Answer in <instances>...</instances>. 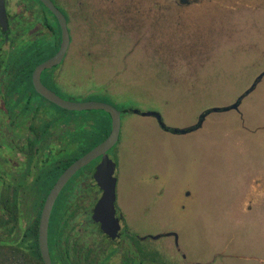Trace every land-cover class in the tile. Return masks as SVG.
<instances>
[{
    "label": "rangeland",
    "instance_id": "obj_1",
    "mask_svg": "<svg viewBox=\"0 0 264 264\" xmlns=\"http://www.w3.org/2000/svg\"><path fill=\"white\" fill-rule=\"evenodd\" d=\"M53 1L72 36L65 61L50 70L65 87L56 91L121 112L107 155L128 225L158 237L146 240L147 260L264 264V0ZM107 114L47 104L36 124L53 123L49 134H60L72 118L97 132ZM39 150V160L48 157L42 171L59 159ZM45 179L24 183L30 209Z\"/></svg>",
    "mask_w": 264,
    "mask_h": 264
},
{
    "label": "flooded vegetation",
    "instance_id": "obj_2",
    "mask_svg": "<svg viewBox=\"0 0 264 264\" xmlns=\"http://www.w3.org/2000/svg\"><path fill=\"white\" fill-rule=\"evenodd\" d=\"M36 1L39 3L38 8L30 7L29 4L24 5L23 0H4L6 24L0 21V242L15 240L18 235L25 234V228L37 219L40 223L45 201L57 180L67 168L86 154H81L82 129L79 127L82 125L81 122L69 118L66 124H63L60 134L57 132L49 134L53 123L36 124L37 112L44 109L47 104L68 113L83 112L63 109L35 90L33 74L36 67L55 56L62 42V31L57 18L41 1ZM51 1L56 6L55 2ZM22 7L25 8V12H21ZM46 12L55 19L57 28L53 27ZM66 20L70 30L69 18L66 17ZM57 30L60 37L51 43V35L57 37ZM69 35L71 43L70 31ZM51 46L53 51L46 54ZM67 52L58 65L44 70L41 74L43 85L59 97L61 96L56 90L65 87L62 82H58V72L50 70L57 69L63 64ZM39 55L41 61L31 74L32 87L29 84L21 86L25 80L20 81V76L23 78V73L19 70L20 61L33 64ZM198 125L194 129L201 126ZM164 130L167 129L164 127ZM44 147L49 151L47 154L57 153L59 159L54 160L49 168L42 171L46 167L48 157L42 161L38 155L41 152L44 154L39 150ZM106 160H112L107 153L79 169L60 191L52 207L48 231L52 264H56L51 249L53 235L61 238L60 264H65L67 259L76 264H110L114 257H120V264L154 263L147 260L150 252L145 243L147 239L155 240V237L136 232L128 225L125 210L118 202L117 182L114 210L120 225V246L116 245L101 228L95 211L103 197L104 189L97 181L96 173ZM68 161H71L70 164ZM43 172L47 173L48 177L44 182L47 194L45 193L38 204L30 209L28 205L30 196L28 197L25 184H33ZM18 175L21 176L20 181L17 180ZM57 222L60 226L56 231ZM19 231L22 233L19 234Z\"/></svg>",
    "mask_w": 264,
    "mask_h": 264
},
{
    "label": "water",
    "instance_id": "obj_3",
    "mask_svg": "<svg viewBox=\"0 0 264 264\" xmlns=\"http://www.w3.org/2000/svg\"><path fill=\"white\" fill-rule=\"evenodd\" d=\"M41 1L57 18L59 25L62 31V42L59 51L52 58L44 61L40 65H38L33 74V84L35 90L49 100L50 102L56 104L57 106L69 110V111H92V110H101L109 114L111 118V131L108 137L74 162L66 171L60 176L57 180L56 184L50 191L40 218L39 223V249L43 259L44 264H52L50 251H49V224H50V215L52 211V207L66 184V182L82 167L86 166L91 161L97 159L98 157L106 154L109 150H111L119 140V134L121 129V112L116 109L114 106L99 103V102H82V103H74L70 101H66L56 95L54 92L49 90L45 85H43L41 81V74L44 70L50 69L56 65H58L64 58L69 44H70V35L67 25L66 17L62 14V12L54 5L51 0H39ZM0 21L3 24H6V14L4 9V0H0ZM239 103V102H238ZM238 103L233 105L232 108L236 109L238 107ZM135 114H141L139 111H132ZM153 115L159 121L160 117L156 113H147L144 116ZM163 127V126H162ZM164 128V127H163ZM188 130H174V133H186ZM116 169V164L112 160L104 161L97 173L96 179L102 185L104 189V194L101 200L99 201L96 207V216L98 217V221L101 223L102 230L110 237V239L116 244H119V232L120 225L118 220L115 217L114 210V202H115V185L116 178L114 177ZM158 237H155L157 239Z\"/></svg>",
    "mask_w": 264,
    "mask_h": 264
},
{
    "label": "trees",
    "instance_id": "obj_4",
    "mask_svg": "<svg viewBox=\"0 0 264 264\" xmlns=\"http://www.w3.org/2000/svg\"><path fill=\"white\" fill-rule=\"evenodd\" d=\"M58 30L60 31L59 27ZM40 58L41 55L36 56L33 64H30L27 61H24V63L23 61H20L19 70L23 73V78H21L20 76V81L25 80L24 83L21 84V86L29 84V86L32 87L31 74L34 67H36L41 61ZM107 119L108 120L106 121L105 125L98 128L99 131L97 132H93L89 128H85L82 130L83 137L81 143V154L89 152L91 149L96 147L108 137L111 131V118L108 114ZM68 162V164H70L71 161ZM38 224L39 220L37 219L34 223H31V225H28L29 227L25 228V234L21 235L20 233L22 232L19 231L20 236L18 235L15 239L18 240V245L0 242V264H44L38 244ZM55 226V230L57 231V228L60 226L59 222H57ZM58 232H60V228ZM8 240L12 241V239ZM51 249L55 263L60 264L61 238L56 237L54 235L51 237ZM65 264L76 263L67 259Z\"/></svg>",
    "mask_w": 264,
    "mask_h": 264
}]
</instances>
